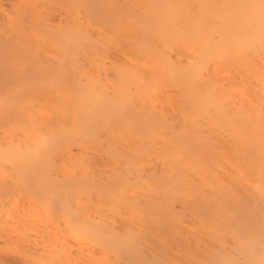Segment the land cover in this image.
<instances>
[{
  "label": "bare ground",
  "instance_id": "bare-ground-1",
  "mask_svg": "<svg viewBox=\"0 0 264 264\" xmlns=\"http://www.w3.org/2000/svg\"><path fill=\"white\" fill-rule=\"evenodd\" d=\"M5 1L0 264L187 261L205 243L198 235L193 245L189 229L184 238L180 215L225 221L241 194L227 172L226 187L239 195L223 190L220 170L219 182L215 174L209 182L210 170L236 171L264 154V132L253 130L264 124V99L248 98L257 85L240 88L247 98L237 90L248 82L237 73L264 78V0H38L51 3L40 12L36 0ZM20 5L31 7L20 13ZM260 224L261 234L244 242L248 224L237 227L240 247L211 236L199 252L238 264L229 244L253 264L264 254Z\"/></svg>",
  "mask_w": 264,
  "mask_h": 264
},
{
  "label": "rangeland",
  "instance_id": "rangeland-1",
  "mask_svg": "<svg viewBox=\"0 0 264 264\" xmlns=\"http://www.w3.org/2000/svg\"><path fill=\"white\" fill-rule=\"evenodd\" d=\"M5 0H3L2 2H3V4L1 5V1H0V5L1 6H3L4 4H7L8 3V1H5ZM38 0H36V3H38L37 2ZM50 1V0H49ZM48 1V2H49ZM30 2H31V0H30ZM32 2H34L35 3V0L33 1L32 0ZM47 2V1H46ZM44 3L43 2V4H41V3H38V4H40V5H37L36 3L35 4H33L34 5V8L36 9V7L38 6V8L36 9V10H38L39 12L41 11V9H39L40 8V6L41 5H45L44 7H45V9L47 10L48 8H46L47 7V5L46 4H49L48 6H50L51 5V3ZM25 5L26 4H30L29 2L28 3H24ZM8 5H10V4H8ZM24 5V6H25ZM32 5V6H33ZM36 5V6H35ZM4 6H6V5H4ZM19 6V5H18ZM29 5H27V6H25L26 7V9L24 8H21V5H20V8H21V11H18V12H25V11H27V7H28ZM7 8L8 7H10V6H6ZM31 6H29L28 8H30ZM44 7H43V9L42 10H44ZM11 8V7H10ZM18 8V7H17ZM34 8H32V11L34 10ZM41 8H42V6H41ZM19 9V8H18ZM24 11H23V10ZM50 9V8H49ZM48 9V10H49ZM11 10H12V8H11ZM14 10V12L16 13L17 11H15V9H13ZM17 10V9H16ZM20 10V9H19ZM29 11L28 12H30V9H28ZM47 10V11H48ZM17 12V13H18ZM27 12V13H28ZM36 11H34V13H35ZM29 15H31V13H28ZM28 17V16H27ZM29 18V17H28ZM30 20H31V18H30ZM31 22H29V24H30ZM32 24V23H31ZM0 27H1V25H0ZM7 27V26H6ZM2 29H4L3 28V26L1 27ZM7 29V28H6ZM6 29H5V31H6ZM43 32V33H42ZM42 32H40V33H42V36H45V34H44V31H42ZM46 33V32H45ZM40 38V37H39ZM41 38H43V37H41ZM40 38V39H41ZM256 64H255V68H257V65H259L258 64V62H255ZM261 65V64H260ZM263 65H261V67H262ZM260 66L258 67L259 69L261 68ZM258 68L256 69L258 72H260L259 70H258ZM263 68H261V70H262ZM263 72V70L261 71V73L260 74H264V73H262ZM243 72H241V73H237V74H239V78L241 77L242 79H240V81L241 80H246V82H247V84L249 83V79H251V83H250V85L248 84H244L243 85V81L241 82L242 84H238L239 86H242V87H239L238 85H237V83H239L240 81H238L237 80V83H235L236 85H235V89H237V90H239V94L242 92V90L240 91V88H242L243 89V87L244 88H246L247 86L248 87H252V85L253 86H258V88H254L253 87V89H251V90H254L255 92H253V93H255V94H252V91L251 90H247V88H246V90L245 91H250V93L252 94V96H251V94L248 92H246L248 95H249V97L248 98H250V100H251V98L252 97H254V99L253 100H251L252 102V104H257V103H259V102H261L262 101V98L264 99V95H262V94H264V82L263 83H259V80L258 79H260V81H261V79H262V76H261V78H259L258 77V73H254V74H256V75H254L253 74V72L251 73L252 74V77H253V75L254 76H256V77H254V78H250L251 76V74L250 73H248V72H246V75L243 73ZM236 77L238 76L236 73H233ZM248 74H250V75H248ZM259 74V75H260ZM242 75V76H241ZM243 76L245 77H247L248 76V80L247 79H245V78H243ZM258 80V81H257ZM262 80H264V78L262 79ZM253 81V82H252ZM262 82V81H261ZM245 83V82H244ZM252 84V85H251ZM260 85V86H259ZM230 86L231 85H229L228 86V84H227V88H224L226 91H227V93L228 92H230L229 94H231V91H232V88H230ZM229 87V88H228ZM237 87V88H236ZM234 88V87H233ZM228 89L229 90H231V91H228ZM235 89H233V91L235 90ZM249 89V88H248ZM224 90V92H226ZM259 90L261 91V92H259ZM233 91H232V93H233ZM236 91V90H235ZM238 91H236V93H237ZM243 94H244V89H243V92H242ZM241 93V94H242ZM234 94H235V92H234ZM238 94V93H237ZM238 94V96L235 94V96L234 97H239L240 98V96L241 95H239ZM242 94V95H243ZM247 94L246 95H243V96H245L244 98H247L246 96H247ZM253 95H255V96H253ZM262 96V97H261ZM242 99H243V97H241ZM250 100H248L249 102H250ZM263 103V102H262ZM262 126H264V124H263V122H260V124L259 123H255V126H254V128H253V130H254V132L255 133H261V132H264V131H262L264 128L262 127ZM262 127V128H261ZM261 130V131H260ZM252 146H253V143H252ZM181 152H183L184 154H182L183 155V158L185 157L184 155H185V153L186 152H184V151H181ZM253 152V151H252ZM179 153V155H180V151L178 152ZM255 153V152H254ZM264 153V152H263ZM175 155H178V154H175ZM255 154H253L252 153V155H251V157L249 158L250 160H251V162L250 163H248V166L245 168V167H243V168H237L236 169V171L235 170H232L228 165L226 166V165H224L225 167H223L225 170H224V172H223V168H222V171H221V167L223 166V165H221V167H219L218 168V166L216 167L215 165H214V167H215V169L214 168H212L210 171H208L207 173H209L208 174V176L209 177H207V178H209L208 179V181L210 182V181H212L213 182V180L215 181V179H216V182L218 183L219 182V180H220V177H219V175L221 176V179H222V176H223V174H227V175H229L228 176V178L230 177H234L235 178V180L237 181V183H236V185L238 184L239 185V187L237 186V188H239L238 190H240L239 191V193H241L240 195L242 196V198L243 199H245V198H247L246 199V201L244 200V202L242 201V199H241V197H240V195H239V193L236 191L237 189H235L234 187H236V185L233 187L232 186V182L230 183L231 185H229V186H232V188H234L235 189V192H237L238 193V195H239V199H238V201H237V204L235 205V207H234V204L233 205H231V206H233V210H232V207H230V205H229V207L231 208V213H230V215L227 213V212H229V209H227L228 207H226V209H224V211H226L225 213H227L229 216L226 218V216H227V214H226V216L223 214V216H225V217H222V218H224L225 219V221L223 220V221H221V220H219L218 221V219H216L215 217H213V218H211V217H209V218H211V221H210V219L207 217V220H209V221H206V218H204V217H198L197 218V220H196V223H195V220H192L193 218H188L187 219V217H190L189 215L187 216V215H185V214H181L180 215V218H179V221H178V224H179V226L181 227V230H182V235L184 236V238H187L188 236L190 237V238H188V240L189 239H191L190 241L192 242V241H194V239L195 238H200V236H202L201 237V239H199V240H195V241H198L197 243L200 245V248L203 246V244L205 243H212L213 242V239H214V242L213 243H217V245H218V242H219V240H223L224 242H221V243H224V244H222V245H227L226 243H228L229 242V240H233V241H237V242H235V243H237V245H238V242H239V247L240 246H242L240 243H242V242H240V240L242 241L243 240V242L244 241H246L248 238H252V237H254V236H258L259 234H261L260 232H259V229H258V231H257V229H255V228H257L256 226L257 225H259L261 222H262V219H264V160H263V158H264V154L262 155L261 153L259 154H257V155H255V156H257V157H255L254 156ZM260 155H262L263 156V158H261L260 157ZM259 156V157H258ZM176 158H177V156H175ZM180 158V157H179ZM258 158H260V159H262L263 161H261V160H259ZM181 159H182V157H181ZM257 161H261L260 163H258L259 165H258V169H257V162H255L256 160ZM250 160H247V162L248 161H250ZM221 163V162H220ZM219 163V164H220ZM252 163V164H251ZM218 164V165H219ZM224 164V163H223ZM247 165V164H246ZM212 167V166H211ZM210 169V168H209ZM220 170V171H218V173H220L218 176H217V174H216V172H217V170ZM205 171V173H206V169H204ZM208 170V169H207ZM212 170H214V171H212ZM216 171V172H215ZM235 171V172H234ZM203 172V173H204ZM212 172H215V173H212ZM227 172V173H226ZM234 172V173H233ZM206 173V174H207ZM212 174L214 175H216V176H213L214 177V179L212 180L211 179V177H212ZM253 174V175H252ZM258 174V175H257ZM240 175V176H239ZM224 176H226V175H224ZM239 176V177H238ZM241 177V178H240ZM260 177V178H259ZM224 178H226V177H223V181H221L220 180V182L219 183H221V187L223 188V190L226 188V189H232L231 187H229L228 186V188L226 187L227 185V183H229V181H227V179L228 178H226V179H224ZM211 179V180H210ZM238 179V180H237ZM257 184H258V186H257ZM220 184H218V186H219ZM244 185H245V187H244ZM217 186V185H216ZM220 187V186H219ZM260 187H262V188H260ZM221 188V189H222ZM246 189V191H245V189ZM225 189V190H226ZM228 191V190H227ZM230 191H232V190H230ZM229 191V193H231ZM253 191V192H252ZM259 191H260V193H259ZM147 192L148 191H145L143 194H145V195H147ZM232 192H234V190L232 191ZM234 192V194L233 195H236V193ZM148 194H149V192H148ZM253 195V196H252ZM260 195V196H259ZM261 195H263V196H261ZM252 196V197H251ZM237 197V196H236ZM235 197V198H236ZM245 197V198H244ZM251 197V198H250ZM234 198V199H235ZM250 199V200H249ZM261 200V201H260ZM251 203H253L254 202V206L252 207L251 206V204L249 203V202ZM260 201V202H259ZM234 202H235V200H234ZM233 202H231L230 204H232ZM246 203V204H245ZM257 203V204H256ZM227 203H224V205H222V207H224L225 205H226ZM228 205H226V206H228ZM246 205H248L247 206V208L248 207H250V210H251V208H253L252 209V216H251V218H249V217H246L247 215L244 213L246 210L247 211H249L248 213H251V211L249 210V208L247 209V208H245L246 207ZM250 205V206H249ZM253 205V204H252ZM210 206V205H209ZM216 206H218V205H216ZM243 206H244V208H243ZM261 206V207H260ZM207 207V206H206ZM210 207H213V205L212 206H210ZM209 207V208H210ZM218 207H221V206H218ZM221 207V208H222ZM225 208V207H224ZM243 209H245V210H243ZM244 211V212H243ZM247 211H246V213H247ZM261 211V212H260ZM244 214V216H243V214ZM242 214V215H241ZM240 215H241V217H240ZM250 215V214H249ZM255 215V216H254ZM187 216V217H186ZM239 216V217H238ZM243 216V217H242ZM239 218V220H240V218H241V220L240 221H243L244 219L246 220V218H247V220L248 219H251V220H249V221H247V223H245V224H248V225H245L244 223H241L240 221L238 222V218ZM186 218V219H185ZM236 218H237V220H236ZM189 219H191V222H193L192 224H194V225H192L191 223H189L187 220H189ZM217 220V223L215 222V220ZM220 219V218H219ZM212 220H214V222L212 221ZM258 221V224L256 225V223H257V221ZM190 221V220H189ZM221 221V223L223 224V222H224V224H225V222H227V226H226V224H225V226L224 225H222L221 223H220V225H219V227L220 228H217V226H218V223ZM264 221V220H263ZM188 222V223H187ZM253 222V223H252ZM241 223V224H240ZM252 223V224H251ZM214 225V226H213ZM215 225H217V226H215ZM224 226V228L222 227V226ZM247 226V227H249V229H248V231L247 232H245V233H241V231L239 230V232L242 234V235H244V234H246V235H244L243 237H245V239H241L240 237H242V235H238V231H237V227H241V226ZM262 226H264V223H261L260 224V227H262ZM187 227V228H186ZM228 227V228H227ZM259 227V226H258ZM242 228V227H241ZM241 228H239V229H241ZM253 228V229H252ZM189 229V230H188ZM198 229V230H197ZM225 229H227V230H225ZM229 229V230H228ZM186 230H188L187 232H186ZM255 231V233H253L254 231ZM190 231V232H189ZM187 233V235L188 236H186L185 234ZM249 232V233H248ZM195 233V234H194ZM210 233H211V235H210ZM221 233V234H220ZM228 233H230L229 235L230 236H226V235H228ZM252 233H253V235L254 236H252ZM192 234V235H191ZM223 234V235H222ZM258 234V235H257ZM198 235H200V236H198ZM220 237H218V236ZM225 235V236H224ZM186 236V237H185ZM192 236H193V238H192ZM211 236H213L214 238H212ZM239 236V237H238ZM221 237H222V239H221ZM225 237V238H224ZM240 239H238V238ZM247 237V238H246ZM202 239H204L203 240V243H200L201 241L200 240H202ZM225 239L227 240V241H225ZM253 239H256L255 237L254 238H252L251 240H253ZM248 240H250V239H248ZM192 242V244L194 243H196V242ZM200 241V242H199ZM154 242V241H153ZM153 242H151L150 244H151V246L154 248H156V243H153ZM226 242V243H225ZM232 242V241H231ZM153 243V244H152ZM196 243V244H197ZM215 243V244H216ZM255 243V244H254ZM253 244H252V246H258L259 245V242L258 243H256V242H254ZM149 244V245H150ZM193 244V245H194ZM205 244H204V246H205ZM153 245H155V246H153ZM219 245H220V243H219ZM10 246V245H9ZM204 246L202 247V248H204ZM230 245L228 244V246H227V248H229V249H227V248H225L226 250H227V252H226V255L228 256L229 255V253L231 252V254L230 255H233V259H234V256H235V260L236 261H240L238 264H242V262L243 263H245V254H244V257H242L243 256V254H240L239 253V250L237 251L236 249H232V247H229ZM8 247V246H7ZM13 247V246H12ZM12 247H10V249L12 248ZM9 248V247H8ZM14 248V247H13ZM147 248H149V247H146V249ZM158 248V247H157ZM162 248H164V247H162ZM202 248H201V250L200 251H202ZM242 248V247H241ZM5 249H7V248H5ZM243 249V248H242ZM7 250H9V249H7ZM12 250V249H11ZM160 250V249H159ZM196 250V249H195ZM199 250L197 251L196 250V252L195 251H191L192 253H190L189 255H187L186 254V257L187 258H185V260L187 259V261H188V259H189V264H225V262L227 261L228 262V260H225V262L224 263H222V262H218L219 260L218 259H216L215 260V262H214V260H213V258H209V257H207L208 255L204 252H202V253H200L199 252ZM230 250V251H229ZM147 251H149V250H147ZM241 251H243V250H241ZM195 252V253H194ZM199 252V253H198ZM244 252H245V250H244ZM247 252V251H246ZM161 253L162 252H160V255H161ZM164 253V254H163ZM162 253V255H163V257L165 256V251ZM203 254V255H202ZM145 255V254H144ZM146 255H147V253H146ZM162 255H161V257H162ZM242 255V256H241ZM151 256V255H150ZM204 256H206V257H204ZM225 256V255H224ZM174 257V258H173ZM172 258H173V262L175 261V262H177V264H178V262L179 261H176V257L175 256H173ZM185 256H183V258H184ZM204 257V258H203ZM220 257V256H219ZM226 257V256H225ZM143 258V257H142ZM152 259V258H151ZM156 259V258H155ZM158 259V258H157ZM175 259V260H174ZM193 259V260H192ZM207 259H209V260H207ZM220 259V258H219ZM231 259V258H230ZM233 259H231V263L232 262H235V261H232ZM240 259H242V261L240 260ZM148 260H150V259H148ZM183 260V259H182ZM184 260V261H185ZM195 260V261H194ZM212 260H213V262H212ZM145 263H146V261L147 260H143ZM152 260H150V261H148L149 263L151 262ZM157 262L156 263H152V264H163L164 263V259H158V260H156ZM187 261H185V262H179L180 264H188L187 263ZM193 261V262H192ZM207 261V262H206ZM147 262V263H148ZM173 263V264H176V263ZM251 262H253V264H264V254L262 255H260L259 257H257V258H255V259H253V261H251ZM250 262V263H251ZM141 263H142V261H141ZM145 263H143V264H145ZM146 263V264H147ZM226 264H230V261L228 262V263H226ZM234 264H237V262H235ZM252 264V263H251Z\"/></svg>",
  "mask_w": 264,
  "mask_h": 264
}]
</instances>
